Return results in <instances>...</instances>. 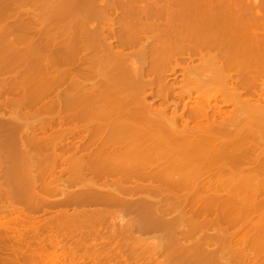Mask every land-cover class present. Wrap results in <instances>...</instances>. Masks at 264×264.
<instances>
[{
    "label": "bare ground",
    "instance_id": "1",
    "mask_svg": "<svg viewBox=\"0 0 264 264\" xmlns=\"http://www.w3.org/2000/svg\"><path fill=\"white\" fill-rule=\"evenodd\" d=\"M244 1L198 0L196 6L206 9L194 13L192 18L199 21H192L194 25L189 21L185 24L186 10L179 8L166 15L168 27L160 34L156 29L157 34L152 33V39L145 37L149 39L145 43L141 41L142 19L136 18L142 14L138 15L131 2V6L126 5L129 13L120 20L122 31L112 36L118 42L116 50L103 27L85 28L89 19L100 14L69 19L73 4L63 8L52 0H0V22L19 14L23 31L42 25L37 46L29 44L17 51L12 49L13 41L5 43L2 35L9 34L0 29V39L5 38L0 40L4 42L0 73L10 72L14 62L32 65L21 81L0 83L7 93L21 91L18 98L0 97V112L26 113L23 119L21 115L13 122L0 121V129L8 127L13 136L20 130L24 134L6 150L19 151L29 163L33 158L44 161L45 157L43 165L48 162L49 167L40 171V161L39 174L45 178L49 174L52 179L40 188L44 193L55 192L54 185L61 190L58 186L65 174L73 182L85 178L89 183L85 202L103 207L123 204L125 209L143 204L142 209L148 206L156 214L162 206L160 213L177 210V218L168 217L178 226H188L181 235L187 238L192 237L191 231L197 234L192 237L194 244L189 242L192 250L187 246L183 249L180 243L179 251L187 253L190 249L197 259L207 257L218 264H264V14L253 13ZM28 4L34 6L25 9ZM106 11L102 12L103 20L110 23ZM149 11L145 12L151 14ZM25 16L29 17L27 23ZM58 18L67 22L55 23ZM75 23L78 26L73 28ZM20 41L25 42V37ZM137 45L141 48L131 60L122 48ZM10 49L15 52L13 56L8 53ZM148 57L150 65L145 70ZM180 58L184 62H179ZM194 59L199 64L190 65ZM58 64L67 66L59 69ZM35 65L36 71L32 69ZM178 70L184 76L182 82ZM148 75L152 78H145ZM93 77L97 80L90 82ZM35 78L37 82L31 84ZM66 83L69 87L64 96L51 97ZM46 112L56 115L45 121ZM31 115L40 127L27 124L26 116L30 119ZM22 123L32 127L28 135L23 133ZM32 149L37 152L35 157L30 155ZM19 155L16 157L21 159ZM131 194L150 195L154 201L139 196L130 202L123 197ZM152 195L165 197L164 204ZM181 235L176 236L181 239ZM174 238L178 244L179 239ZM3 248L0 263L7 262ZM15 256V261L20 258ZM15 261L13 264H18Z\"/></svg>",
    "mask_w": 264,
    "mask_h": 264
},
{
    "label": "rangeland",
    "instance_id": "2",
    "mask_svg": "<svg viewBox=\"0 0 264 264\" xmlns=\"http://www.w3.org/2000/svg\"><path fill=\"white\" fill-rule=\"evenodd\" d=\"M88 1H90L89 4L87 6L84 5V3ZM178 1H180V4ZM181 1L182 0H169V1L168 0H52L54 4H58L60 6L62 5L63 8H65L68 4H73L75 6L71 11V15L69 16V19L70 18H80L89 13L100 14L97 17H95V19H89L86 22L85 28L88 30H92V29L103 27L105 34L109 36V41H111V43L109 44H112L113 46H115L116 50L119 49L118 42H116L112 38V36L114 32L118 33L122 31L121 27H123V25L120 20H122L123 16L129 13L130 11L128 10L129 8L126 6L127 4H130L132 2L134 4L133 6L135 7V9L137 8L136 12L138 11V15L142 14V16H138L136 18L142 19L141 20L142 22H139V23H141V28H142L141 34L143 35V38H144L141 41L144 42L146 40L152 39L155 36L154 34H157V31L158 33L159 32L161 33V30L164 31V28L168 27L167 25L169 24V20L168 21L165 20L166 15H169L173 11H178L179 8L184 9L183 11L186 10L184 13L186 15L185 24H187L189 21L190 22L189 24L194 25L193 22H195L197 19H195L194 21L192 16L194 17V13L196 14V13L201 12L205 7L203 5H200L199 7L198 5L196 6V4L198 3V0H196V2L195 0L194 1L189 0L195 3L193 2L191 3L189 1H188L189 3H187V0H184L182 1L183 4ZM185 1L188 5L187 4L185 5ZM239 1L243 2V0H239ZM43 2L44 1H42V3ZM177 2H178V5H177ZM244 2L247 7L249 8L251 7L250 9L254 11L253 13L257 12L258 13L257 15L258 16L260 15V17H262L261 14H264L263 13L264 0H245ZM81 3L82 5H80ZM131 5L132 4H130V6ZM189 5L194 7L195 10L189 7ZM33 6L31 4H28V6L26 5L24 8L28 9V8H32ZM152 8H156V10L157 9L158 10L155 12V9H153L154 10L153 11ZM104 9H107L106 12L109 14L110 23H106L105 20H103L102 12ZM250 9L248 11H250L249 13H252ZM144 10L148 11V13L150 12L149 10H151L152 15L148 14ZM165 10H170V11L167 12ZM146 14L148 15L146 16ZM135 15L137 16V13ZM24 20L27 23L29 20V17L25 16ZM19 21H20L19 14H13L9 20L1 21L0 29L1 28L4 29L3 33L6 35L8 34L9 35L8 36L2 35L6 37V41L4 40L5 38L3 37H1V39L3 40L1 39L0 40L5 41V43H7V41L8 43L13 41L12 43L14 45L12 49L16 51L21 50L23 48H27L29 44L30 46H32V48L36 47L38 36L40 35L39 30L42 28V25L35 24L34 26H32L31 29L23 31L21 28H19ZM66 22H67L66 20L63 21L60 18H58L55 23H66ZM198 22H195V23H198ZM71 26H73V28H76L78 24L75 23V24H72ZM4 27H9L10 30L6 31ZM189 30L192 31V29H189ZM189 30L187 31L190 32ZM142 31H144L145 33ZM259 31H261V29ZM56 33H59V32L56 30ZM147 34H149V36ZM22 36L25 37L26 43L20 41L22 39ZM62 40L63 39L61 38L58 39V41L60 42ZM1 41H0V47L4 48V45H2L4 42H2L1 44ZM140 48L141 46L139 47V45L123 47L122 51L124 53H127L128 54L127 56H129L131 60H133L135 51ZM2 51L3 50L0 48V55L2 54ZM10 52L12 56L15 54L13 50L8 51V53ZM49 53H52V52L50 51ZM49 53H45V54L49 56L50 55ZM82 54L80 52L81 56L80 55L79 56L82 57L83 56ZM149 58L150 57H148L145 60H148ZM179 60H180L179 62L181 63L184 62L183 60H181V58ZM194 60L195 61L191 63L190 65L199 64L198 59L197 60L194 59ZM30 65H31L30 63H26L25 65H22L20 61L14 62L11 65L12 70L10 72L0 73V83H3L4 81L10 82L13 80L21 81L22 74L25 73V71L27 73L30 70L31 68ZM149 65H150V59L144 62V69L145 70L148 69ZM182 65L185 66L187 64L185 62ZM66 66L67 65H64V64H58L59 69H63ZM81 66H84V64H82ZM32 69L36 71L37 65H35ZM178 72H179L178 79L180 78L179 79L180 81L181 78L182 79L184 78V76L182 75L181 77L180 70H178ZM148 76L149 77L146 76L145 78L147 79L152 78V76L151 78H150V75ZM94 79L97 80V78L93 77V79H90L89 81L95 82ZM37 80H38L37 78L31 79L30 83L31 84L36 83ZM170 81L172 82L174 80L171 78ZM90 82H88V84ZM180 82H182V80ZM88 86H90V84ZM68 87H69V83H66V85L62 86L59 89V92H56L55 94H51V97H55L56 94L64 96V94L68 90ZM179 90L180 88L178 89V91ZM175 91L177 92V90ZM0 93H1L0 94L1 99L5 100L6 97H9V98L20 97L19 93L21 94V91H17V93L14 95L13 91L12 93L11 92L7 93L4 90L2 91L0 88ZM209 94L210 93H207L206 96L207 97L210 96ZM172 98L174 99V96ZM148 99L151 100V98H148ZM177 99L178 98L175 97L174 100L176 101ZM26 111H29V110H26ZM23 113L24 115L26 114L25 112H22V114ZM22 114L21 112H17V111L16 112L15 111L14 112L1 111L0 121L5 120V121L13 122V121H16L17 118H20ZM51 114L52 112H49L48 114L46 112L44 115L42 114L45 118V121L49 120L51 116L56 115L55 113H53L52 115ZM60 114L61 116L65 115L64 112H60ZM185 114H186L185 116L187 117L188 112H185ZM21 117L23 119V117L25 116L22 115ZM26 117L27 118L25 120L27 124L30 125L33 123L34 125L40 127L39 125L34 123L35 118H32L33 115L29 116L30 119L32 118L31 120L28 118V116ZM33 124H32V127H34ZM81 124H82L81 122L78 123V126L80 127ZM23 125L24 124L22 123V127H24ZM26 125H25L26 129H24L25 127L24 128L21 127V129H23V133H25V135L26 133L28 135L29 134L28 132L32 130V127L30 128L29 125L28 127ZM20 131L16 136H13L8 127L0 129V209L1 211L3 210L2 212L0 211L2 213V215L0 214V219L3 218L2 219L3 221L0 220L1 221L0 222L1 224L0 225V246H1L0 250L2 249V247H5V249L3 248L4 250H6L4 256L7 258L6 259L7 262H6L5 260H3L5 257L1 255V259L3 261L1 260L2 263L0 264H5L3 263L4 261L8 264H11V262L13 261L12 262L13 264L15 261L14 253H16V256L18 254L16 251L18 252L20 251L18 256L17 257L15 256L17 259L18 257H20L18 260L15 261L18 264L19 263L20 264H40V262H42L41 264H197L199 261H200L199 263L202 262L201 264H214V263L218 264L217 262H214V261L212 263L210 260H208L207 257H202V259L201 257L200 258L198 257L197 259V257L193 255L194 252L191 251L192 254L189 252V250L191 249L190 248L191 241H192L191 244H194L192 237L193 239L196 238L197 234L191 231L192 237L186 236L187 234L186 232L184 236H186L187 238L181 235V233L185 231L186 229L185 227L187 225L184 224V227H183V224H182V227H181V226H178L180 224L172 222L174 220L172 218H174V216H176L179 213L177 210H175L176 211L175 212L174 209L172 210L170 209L171 212L169 210V213L168 211H166L167 213L161 212L162 213L161 214L159 211H161L162 209H163L162 211H164V207L162 206L160 207L161 209L159 208V211H157L158 214H156L154 213L152 208H151V211H149L147 208L148 206L144 205L145 207L143 208H146V210L142 209L141 207L143 206V204L142 206H139L140 204L138 206L134 205L136 208H134L133 205H131L133 208L132 210H130L131 206L126 205L128 208L125 209V205L123 204L122 206L124 207L122 206L119 207V205H115L114 207L113 206L103 207L93 202H89V201L85 202L84 198L87 195H89V190L87 186V184L89 183H87L88 182L87 179L80 178L78 182L76 179H78V177L80 176H77L76 179H74L77 182L76 181L73 182V180L71 181V179H67L69 176L68 174H65L63 176V182L66 185L70 181L71 183L70 182L68 183L69 187H67L68 184L66 186H63V182H60V185L58 184L59 185L58 188L60 186L65 188L64 192H63V188L60 187L59 189L61 190H58L57 187L54 185V190L56 189L55 192L53 193L49 192L52 194L44 193V191H42V189L40 188L42 187V185H48L47 182L51 181L52 179L51 175L49 174L46 176V178L42 177L43 175L41 176L39 174L41 169L42 170L45 169V172H46L47 171L46 168L49 167L48 162H46L47 166L43 165L45 164V157H44V161H42L43 158H41L42 160L40 159L39 161L36 160V158L35 159L33 158L34 162L31 159H29V161L31 160L30 161L31 163H29V162H25L28 159L27 157L23 155L21 157L19 155L20 154L19 151L17 150L9 151V149L6 150L7 149L6 147H12L14 141L19 139L20 136L24 135V134L21 135L22 131L21 132ZM6 134L8 136L7 143H6ZM9 135H11L10 140H9L10 138ZM76 142L81 144L79 141H76ZM30 152H31L30 155H33V156L37 154L36 150L33 151V149ZM17 155H19L18 157H21V159L19 158L20 160L16 157ZM24 157L26 159H24ZM37 158L39 159V157ZM40 161L43 163H41ZM40 163L42 164V168H39V166H41ZM37 164H38V167H37ZM38 168L40 171L38 170ZM37 175H39L40 178ZM66 179L69 181H67ZM54 180L56 179H53L51 183H53ZM81 180L83 182H81ZM65 190H67V192ZM91 195L93 196V194ZM129 196L124 195L123 197L124 198L127 197L126 200L130 198V200H128L130 202H132V200L134 201L136 199L138 200L141 197H144L145 199H147L146 201L148 202L154 201V198L153 199L149 198L150 195H146V194H144V196L139 195L140 197L138 196V194L137 195L133 194L131 197ZM153 197H155V195ZM156 199H158L156 201H159L161 197H157ZM165 199H166L165 197H162L161 199L163 202L162 204H164L165 201L163 200ZM102 207L104 210L102 209ZM147 210H148V213H147ZM100 211L102 212V214H100L101 213ZM150 212L151 213L153 212L152 215ZM5 213L7 215L4 216L3 214ZM163 214L164 215L166 214V216H162ZM150 215L153 217H151ZM154 215L157 216V218ZM170 215L172 216V218L168 217ZM160 216L163 218L164 221L161 219ZM175 227H179L180 229L179 228L177 229ZM175 233L181 235L180 237L181 239H179L178 236H176L177 234ZM189 233L188 235H190ZM174 237H176L177 240L179 239L178 240L179 242L177 241L178 244L175 243L176 240ZM183 238L185 239L182 240ZM183 241L186 244H184ZM180 243L182 244L183 249H186L185 248L186 246L190 248L188 251L184 250V251H187V253L183 251H179V248L180 250H182L181 247L178 248V245ZM2 252L4 251L1 250L0 253ZM188 252L190 254H188ZM189 255H190V259H189ZM27 258L30 260H28ZM43 259L44 261H42ZM24 260H25V263H24ZM207 260H208V263L206 262Z\"/></svg>",
    "mask_w": 264,
    "mask_h": 264
}]
</instances>
